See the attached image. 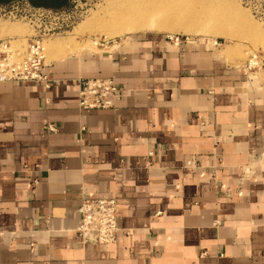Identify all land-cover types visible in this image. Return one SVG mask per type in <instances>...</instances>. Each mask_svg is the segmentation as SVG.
Returning <instances> with one entry per match:
<instances>
[{
    "label": "crops",
    "instance_id": "obj_1",
    "mask_svg": "<svg viewBox=\"0 0 264 264\" xmlns=\"http://www.w3.org/2000/svg\"><path fill=\"white\" fill-rule=\"evenodd\" d=\"M135 41L0 83V264H264V83ZM94 77L113 109L78 108ZM82 197L117 202L114 245L81 244Z\"/></svg>",
    "mask_w": 264,
    "mask_h": 264
},
{
    "label": "rangeland",
    "instance_id": "obj_2",
    "mask_svg": "<svg viewBox=\"0 0 264 264\" xmlns=\"http://www.w3.org/2000/svg\"><path fill=\"white\" fill-rule=\"evenodd\" d=\"M134 5L142 9L145 14L142 19L152 23V29L104 36L108 33L104 27H112L115 13ZM15 7L12 5V9ZM57 10L60 13L58 21H44L38 16L34 20L35 30L46 32L58 29L59 24L64 26L61 21L67 23L68 17H74L72 26L45 38V64L60 58L48 50L49 44L60 42L72 49L89 46L73 55L78 52L93 55L113 51L132 42L133 48L138 50L140 46L135 40L152 38L161 40L166 52L170 53L182 45L192 47L195 52L212 50L226 65L239 66L248 78L264 83V0H72ZM158 10L181 17L182 23L177 22L174 28H158V24H153L158 18L154 16ZM31 31L32 28L20 21L0 24V38L10 41L22 55L26 52L25 38Z\"/></svg>",
    "mask_w": 264,
    "mask_h": 264
},
{
    "label": "built area",
    "instance_id": "obj_3",
    "mask_svg": "<svg viewBox=\"0 0 264 264\" xmlns=\"http://www.w3.org/2000/svg\"><path fill=\"white\" fill-rule=\"evenodd\" d=\"M14 4L16 7L12 9ZM36 16L44 21L60 20L58 10L32 7L28 0H14L10 4L0 5V24L5 21H20L32 28L31 34L25 38L26 52L24 55L18 49H14L10 41L0 38V83L47 82L43 42L50 34L53 36L55 31L60 32L72 26L74 17H68L67 23L61 21L64 26L59 24L56 27L58 29L42 32V30H35ZM78 88V108L81 111L114 108V102L118 97V87L112 79L100 77L80 79ZM46 128L52 132L55 130L51 126ZM79 205L80 220L77 233L81 244L114 245L121 230L117 224V202L111 198L82 197Z\"/></svg>",
    "mask_w": 264,
    "mask_h": 264
},
{
    "label": "bare ground",
    "instance_id": "obj_4",
    "mask_svg": "<svg viewBox=\"0 0 264 264\" xmlns=\"http://www.w3.org/2000/svg\"><path fill=\"white\" fill-rule=\"evenodd\" d=\"M125 9H126L125 11L123 8L122 12L115 13L114 18L112 17L113 18L112 19L113 21L111 23L112 27H104V29L106 30L105 32H108L104 34V36L108 37V35L110 34L115 35V34L129 32V31L136 30V29L137 30L152 29L151 28L153 26L152 23L148 24L145 20L142 19L143 17H145V14L141 12L142 9L136 7L135 5L130 6L128 8L125 7ZM154 16L158 18H156L153 24H158V28L160 29H162L163 26L165 28H168V27L174 28L177 22L182 23L180 21L181 17H177L175 14L172 15L171 12L168 14L167 11L165 10L163 11L158 10L154 14ZM168 24H170V26ZM66 45L67 44H62L58 42L54 44H49L47 45V47H48V50H51V52H53V56L55 54V57L58 56L60 58L62 57L64 58L66 56L70 57L71 55H73L74 52L83 51L89 48V46H86V47L80 46V47H76L72 49Z\"/></svg>",
    "mask_w": 264,
    "mask_h": 264
},
{
    "label": "trees",
    "instance_id": "obj_5",
    "mask_svg": "<svg viewBox=\"0 0 264 264\" xmlns=\"http://www.w3.org/2000/svg\"><path fill=\"white\" fill-rule=\"evenodd\" d=\"M72 0H28L29 4L36 8H44L49 10H57L65 7ZM14 0H0V5H7Z\"/></svg>",
    "mask_w": 264,
    "mask_h": 264
}]
</instances>
